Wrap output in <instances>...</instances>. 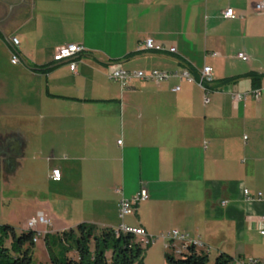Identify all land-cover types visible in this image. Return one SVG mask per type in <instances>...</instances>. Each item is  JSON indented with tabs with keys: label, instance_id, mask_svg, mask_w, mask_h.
<instances>
[{
	"label": "crops",
	"instance_id": "obj_1",
	"mask_svg": "<svg viewBox=\"0 0 264 264\" xmlns=\"http://www.w3.org/2000/svg\"><path fill=\"white\" fill-rule=\"evenodd\" d=\"M260 3L0 0V186L27 175L36 192L27 222H48L20 231L47 243L81 223L151 237L178 231L203 243L208 258L223 253L245 262V237L264 228V199L256 198L264 195ZM226 9L234 19L223 18ZM146 38L152 51L139 49ZM67 44L84 49L74 71L71 62L53 60ZM204 67L211 68L206 92L196 83ZM117 68L187 72L194 82L133 78L121 90L108 77ZM254 91L258 100L233 99ZM141 190L146 200L119 219V201Z\"/></svg>",
	"mask_w": 264,
	"mask_h": 264
},
{
	"label": "trees",
	"instance_id": "obj_2",
	"mask_svg": "<svg viewBox=\"0 0 264 264\" xmlns=\"http://www.w3.org/2000/svg\"><path fill=\"white\" fill-rule=\"evenodd\" d=\"M206 89V87H205ZM36 233L32 230L16 231L8 225L0 226V264H33L32 254ZM66 246L57 241L47 243L62 250L61 258H49V264H139L146 251L140 240L130 233L112 228H97L81 223L75 230L63 232L60 237ZM165 252V264H210L208 253L189 247L181 255H174L171 248ZM73 252V256L65 254ZM72 254V253H71ZM233 259L220 254L211 264H232Z\"/></svg>",
	"mask_w": 264,
	"mask_h": 264
},
{
	"label": "built area",
	"instance_id": "obj_3",
	"mask_svg": "<svg viewBox=\"0 0 264 264\" xmlns=\"http://www.w3.org/2000/svg\"><path fill=\"white\" fill-rule=\"evenodd\" d=\"M264 10V4H256L254 6V11L256 13H261ZM223 18L224 19H234L235 15L231 9H226L223 12ZM11 46H12V53H11V58L10 62L12 64H17L19 62L18 55L15 51V48L18 46V41L15 38H12L11 41ZM153 41L149 38H146L139 44V49L142 51H152L153 50ZM84 52V49L81 45L77 44H67L59 49H57L53 60L55 63L58 62H63V61H69L70 63V68L72 71L75 69V58L82 54ZM170 53H174V49H170ZM237 57L242 60L246 61V57H244L242 54H238ZM109 79L118 83L120 86V89L123 90L128 82L133 79H144L148 80L154 83H160L162 81H165L171 77H176L180 79H184L185 81L192 83L194 80L189 76L187 72H181V73H167V72H161V71H151L147 74H144L142 72H127L124 71L121 68H117L112 70L109 75ZM211 82V68L210 67H204L200 74H199V80L196 82L197 85L206 92V89L204 87V84H208ZM179 87H175L173 91H178ZM248 96H251L253 100H258L259 98V91H254L250 93H243V94H237L233 96V99L235 100H245L247 99ZM204 102H207L206 96L204 97ZM121 142L118 141L117 144H120ZM51 179L53 181H58L59 180V173L58 171H53L51 175ZM244 196L246 199H250L251 196L248 194L247 191L243 192ZM146 191L141 190L135 197L132 199L126 200V199H121L118 204V218L123 219L125 216L131 215L135 211V207L146 200ZM257 199H264V195H261L260 193L256 194ZM261 222H264V216L260 218ZM39 222L42 224H48V222L42 217L38 216L37 218H32L27 222V228L32 229L35 224ZM118 231L122 233H130L133 236H136L139 240L142 246H148L151 245L155 240L160 239L165 242V248H171L172 252L174 255L178 256L181 255L182 253L186 252L189 247H193L196 250H202L205 251L204 244L201 243L197 239H190L187 234L180 233L178 231H171L170 233L167 234H161L157 237H151L148 236L147 233L143 229L139 228H128L124 226H120ZM259 235L264 237V228L261 227L259 230ZM35 241V240H34ZM176 243V244H175ZM206 252V251H205ZM241 264H264V261L256 260V259H251L247 260Z\"/></svg>",
	"mask_w": 264,
	"mask_h": 264
},
{
	"label": "rangeland",
	"instance_id": "obj_4",
	"mask_svg": "<svg viewBox=\"0 0 264 264\" xmlns=\"http://www.w3.org/2000/svg\"><path fill=\"white\" fill-rule=\"evenodd\" d=\"M15 183L16 187L20 186V183H22L24 189L17 190L14 186ZM32 184L33 183L29 182V177L27 175H22L15 182L12 181L13 186L11 188L0 186V226L8 225L16 231H20L25 227V223H27L34 206L36 205V200L34 199V196L36 197V192H31ZM69 230L64 232H68ZM60 234V237H62V233ZM55 236L56 234H54V237ZM35 238L37 243L35 244L32 254L33 264H49V258L58 255V247L53 244L47 245L42 235H36ZM58 244L62 248L68 245L63 242L61 238L60 240H57V245ZM164 246L162 240H155L151 245L146 247V251L139 264H165L164 256L166 250ZM244 247L246 261L247 259L251 260V258L264 261V237H261L254 232H250L248 236L245 237ZM214 260V254L211 253L209 255L210 264Z\"/></svg>",
	"mask_w": 264,
	"mask_h": 264
},
{
	"label": "water",
	"instance_id": "obj_5",
	"mask_svg": "<svg viewBox=\"0 0 264 264\" xmlns=\"http://www.w3.org/2000/svg\"><path fill=\"white\" fill-rule=\"evenodd\" d=\"M12 161V160H11Z\"/></svg>",
	"mask_w": 264,
	"mask_h": 264
}]
</instances>
